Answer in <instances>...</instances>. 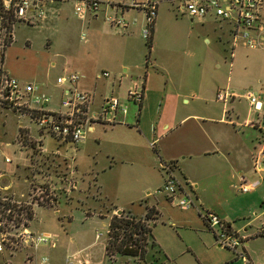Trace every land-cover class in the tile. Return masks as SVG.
Instances as JSON below:
<instances>
[{"label":"crops","instance_id":"obj_1","mask_svg":"<svg viewBox=\"0 0 264 264\" xmlns=\"http://www.w3.org/2000/svg\"><path fill=\"white\" fill-rule=\"evenodd\" d=\"M66 1L74 4L78 2V0H42L45 18L39 19L37 10H34L30 13L31 22L28 24L42 23L50 27L63 23L62 25L69 27L71 24H69L70 19L66 12L69 2ZM137 1L144 2L145 0ZM152 1L157 2L158 7L152 34L153 47L149 59L147 58L149 52L148 54L146 52L147 41L143 40L142 36V31L146 26L145 15L142 9L132 6V0H110L102 13L106 19L107 16H118L131 22L127 29L112 26L109 22L101 23L99 12L88 13L83 18H78L81 27L86 26L88 31V33H82L86 36L84 40L82 35L80 37L85 44L82 48L84 52H81L82 56L76 57V60L67 62H79L78 70L74 71L80 72L82 75L77 87L81 91L94 94L89 106L90 113H97L92 110L95 92L100 96V99L103 98L100 110L105 101L111 97L118 98L120 104L127 109L126 113L121 111L117 113L116 122L113 124L93 123L88 134L94 132L98 125L108 127V135L111 137L108 144V157L114 160L111 161V168L114 167V163L115 165L120 163L115 161L120 160L121 157L128 158V161L122 159V162H129L132 171L140 173L144 178V192L150 189L151 185L160 186L158 188L160 189L167 177L162 166L173 164L175 171L180 174L179 178L184 184V189L192 196L196 204L194 210H187L181 222L183 226L190 227V230L199 231L207 244L208 250L205 254L197 253L191 245H186L188 252L194 255L200 264H245L238 258L236 252L221 247L217 243L214 232L210 230L207 221L203 218V213L206 211L216 213L228 223L231 230L239 231L247 238L244 251L251 264H264V236L259 235V227L264 225V221L258 222L264 216V199L260 196V190H257L264 183V79L258 77L254 81L242 72H246L249 65L252 68L255 67L256 70L264 69V6L260 10V19L253 31V35L260 40V46L255 50H247L244 45H241L236 50L233 61V67H236V80L233 85V79L231 83H227V86L232 88L231 93L236 94V97L230 99L231 106H229L219 102L215 97L205 98L208 92V81L201 74V69L207 62H192L186 56L183 61L179 62L170 56L166 60L163 58L162 61L158 57L153 59V48L156 47V40L159 30H161L162 4L176 2L177 9L181 14L190 15L183 10L182 0ZM167 5L169 6V4ZM190 17L192 21L198 19L203 25L219 23L220 29L227 37L224 40L222 37L219 38L223 43L226 42L225 51L227 53L230 40V25L227 22L217 18L212 12L203 18ZM134 20L137 22L132 24ZM207 43L210 41L207 40ZM59 57L60 53L57 51L52 53L50 61L54 62L53 67L58 66ZM91 62H106L108 64V73L111 72L108 77V88L111 90V95L108 97H101L102 92L97 91V89L100 90L97 80L101 76L98 73L94 75V67ZM225 62L227 63V58ZM241 64L244 69L240 67ZM150 66L153 70H150ZM217 67L220 68L221 65L217 63ZM68 70V66L61 68V72L64 73ZM139 72H143L145 76L141 81L138 80V77L134 80V75ZM233 73L232 75H234ZM60 74L57 79L67 75V73ZM128 78L131 86L122 93L123 81ZM245 81L250 84L249 86L253 88L252 92L257 93L263 103L260 113L255 112L253 108L248 113L241 112L237 106V100H247L246 93H240L242 92L241 84L246 83ZM38 84L43 90H49L52 98L51 103L46 106V110L60 111L64 87L58 85L57 82L52 85L44 82ZM135 86L143 89L144 98L141 106L128 97V92ZM190 95L192 97H189ZM214 95L216 94L211 96ZM58 98L60 99L58 100ZM191 102H194L196 107L186 108L185 105H189ZM132 106L134 110L131 111ZM86 140L87 136L79 146H84ZM68 144L70 143H65V145ZM43 146L42 142H38L39 152L35 159L48 161L44 160L45 158L41 159L38 155L42 153ZM259 152H263V168L257 170L254 157ZM253 164L255 172H252ZM76 172L75 170L72 176L74 190L78 188ZM242 179L254 185L251 192L243 193L240 190ZM11 188V176L7 173L1 174L0 190L4 192ZM49 188L57 193L55 186H49ZM145 195L150 196L151 192L147 191ZM245 198H249L250 201L248 202ZM54 203V207L40 205L38 209L56 208L60 204L59 198L54 200ZM164 205L166 204L164 203ZM150 209L157 212L153 219L146 217ZM260 210H262L261 214H259ZM115 216L124 217L134 222H146L150 225L148 228L151 230L143 241L145 252L143 257L114 252L111 258L107 256L109 261L119 263V260L125 259L126 264H173L171 257H167V249L163 247V241L154 234V229L161 220V214L156 206L147 204L146 212L139 216L135 215L132 210L127 211L115 206L112 208L109 227L115 220ZM173 224L169 225L172 227ZM58 246L57 244L54 249L41 248V253L50 255L51 264H64L65 256L61 258L57 254H48V250L53 252L58 249ZM151 250L164 254L167 261L157 258L155 254L151 253ZM81 253L83 254V252ZM85 258L89 261L88 255H85ZM4 259L5 257H3Z\"/></svg>","mask_w":264,"mask_h":264},{"label":"rangeland","instance_id":"obj_2","mask_svg":"<svg viewBox=\"0 0 264 264\" xmlns=\"http://www.w3.org/2000/svg\"><path fill=\"white\" fill-rule=\"evenodd\" d=\"M96 1L100 2L99 21L106 24L108 21L102 13L110 0ZM66 2H69L66 7L71 24L69 27L62 25L63 23L50 27L42 23L31 25L12 18L13 22L9 28L1 30L0 20V75L2 70L4 75L21 84L37 86L41 92L45 91L44 93L51 97L49 90H43L37 83L44 82L49 85L55 83L62 66L69 67L67 74L78 70L79 62L67 61L76 60V57L84 52L82 48L85 44L80 37L82 33L88 31L86 26L81 27L79 17L75 14L76 6L81 0L75 4ZM176 4L167 2L161 6V30L156 47L153 48V59L158 57L162 61L163 58L166 60L170 56L178 62L186 57L192 62H207L201 69V74L208 81L205 98L217 99L219 93H230L232 88L228 87L227 83H231L232 79V85L235 83L236 67H232L233 73L228 60L225 62L227 44L219 38L222 37L224 40L227 37L220 29V24L215 22L203 25L198 19L192 21L190 16L180 13ZM10 33L12 41L6 42L7 34L9 36ZM207 40L210 43H207ZM54 51L60 53L57 67H53L54 62L50 61ZM146 52L147 54L149 52L147 47ZM217 63L221 65L220 68L217 67ZM242 64L240 67L244 69ZM91 65L94 67V75L108 72L106 62H91ZM149 68L153 70L151 66ZM245 71H242L245 76L251 77L254 81L258 77L264 79L262 75L264 69L256 70L249 65ZM66 73L61 72L60 75ZM109 73L111 75V72ZM144 76L143 72H139L133 78L136 80L138 77L141 81ZM247 79L249 81V78ZM97 83L100 88L97 91L102 92L101 97L111 95L108 78L101 76ZM130 84L129 78L123 81L121 92L124 93ZM241 85L240 93L253 90L247 82ZM95 93L92 110L100 113L103 98L100 99L97 92ZM219 102L224 104L222 101ZM227 104L231 106L230 99ZM237 106L241 112L248 113L252 110L246 99L237 100ZM185 107L193 108L196 105L191 102ZM110 140L108 127L98 125L94 132L87 133L85 145L77 146V150H74L75 146L72 144L65 145L48 133L41 134L30 117L21 116L14 111L0 110V175L7 173L12 180L11 190L4 192L0 190V195L4 199L0 205L2 229L10 235H15L24 228H29L35 233H48L58 240L59 245L53 252L48 250V254H57L61 258L83 252L84 256L88 255L91 264H126L125 259L119 260V263L109 261L106 255L112 208L117 206L127 211L132 210L139 216L146 212L147 204L154 205L161 214L159 224L154 226V234L163 241L167 257H171L173 264H200L197 258L188 252L186 245H191L197 253L205 254L208 250L207 244L199 231L183 226L181 220L187 210L171 204L164 193H157L160 186L151 185V188L144 192V178L140 173L132 171L129 162H122V159L128 161V158L121 157L115 161L120 163L116 165L114 163V167L111 168V161L114 160L108 157ZM38 142L44 144L42 153L38 154L39 157L48 161H39L38 157L35 159L39 152ZM7 158L11 162H6ZM252 169V172H255L254 164ZM72 170L77 171L75 176L78 188L67 191V183L63 182L62 178ZM175 174L180 177L178 171H175ZM49 186H55L57 193L51 191ZM257 190H260V196L264 199V183ZM41 191L44 192L40 194ZM147 191L151 192L150 196L145 195ZM58 198L60 204L56 208L38 209L40 205L54 207V200ZM245 199L250 201L249 198ZM261 213L262 210L259 211V214ZM259 220L258 222L264 221V216ZM170 223H174L172 227ZM262 227L264 225L259 227V231ZM97 235L101 237L99 240L96 239ZM27 251L19 247L11 258L7 253L0 255V264H23ZM151 253L162 261H167L164 254L155 250H151Z\"/></svg>","mask_w":264,"mask_h":264},{"label":"built area","instance_id":"obj_3","mask_svg":"<svg viewBox=\"0 0 264 264\" xmlns=\"http://www.w3.org/2000/svg\"><path fill=\"white\" fill-rule=\"evenodd\" d=\"M183 10L192 17L203 18L212 12L217 18L230 25L229 49L227 50V60L229 67H233L236 50L244 45L249 50H255L260 46V40L253 35V31L260 19V10L264 6V0H182ZM132 6L142 9L145 15L146 26L142 31L144 40L148 41L152 34V29L157 17V2L145 0L139 2L132 0ZM1 13L26 23L31 22L30 13L37 10V17L44 19L45 9L42 0H0ZM100 2L96 0H81L76 6L75 14L83 18L88 13L98 12ZM108 22L115 27L127 29L131 22L123 17L107 16ZM134 20L132 24H135ZM85 34L82 39H85ZM100 76L108 78L110 74L103 72ZM82 75L80 72H71L57 79V84L63 86V96L60 101V111H48L46 106L51 103L52 98L40 91L34 85H23L15 79L4 75L1 70L0 75V110L14 111L21 116H28L35 122L41 134L48 133L60 143H70L77 146L85 141L89 128L93 123L102 122L105 124L115 123L116 115L119 111L126 113L127 109L121 105L118 98L107 99L101 108L100 113L91 114L89 106L91 104V94L79 90L77 87ZM128 97L138 106H141L144 93L142 87L135 86L128 92ZM236 97L233 93H219L218 100L227 104L228 100ZM245 97L249 101L251 108L260 113L263 103L259 95L255 92H247ZM38 150V147H37ZM263 152H259L254 157L255 168H263ZM6 162H11L9 158ZM162 168L166 172V180L157 193H164L171 204H176L182 209H191L196 206L192 196L184 189V184L175 174L173 164H164ZM75 170L67 172L62 181L67 183V191L74 189L72 176ZM254 185L242 179L240 190L243 193L251 192ZM44 191H41L43 193ZM4 199L0 195V205ZM203 218L207 221L208 227L214 232L217 243L224 248L236 252L245 264H251L250 259L244 251L247 238L239 231H233L228 227L222 218L212 211L203 213ZM259 235L264 236V227L259 231ZM101 237L97 235V240ZM58 240L48 233H35L29 228L20 230L15 235H10L2 229L0 220V255L7 253L13 257L16 250H28L25 254L23 264H51L49 255L41 253L42 247L56 248ZM64 264H90L85 256L79 252L68 256Z\"/></svg>","mask_w":264,"mask_h":264},{"label":"trees","instance_id":"obj_4","mask_svg":"<svg viewBox=\"0 0 264 264\" xmlns=\"http://www.w3.org/2000/svg\"><path fill=\"white\" fill-rule=\"evenodd\" d=\"M0 20H1V30L8 29L13 22L10 16L1 13V7H0ZM153 29H152V34L154 31ZM11 33L9 34V36L7 34L6 42L12 41ZM152 34L150 39L146 43L149 50V54L147 56L148 59H149V55H151V51L153 47ZM156 213L157 212L154 209H150L146 216L147 219L155 218ZM109 228H110L108 235L109 238L106 245L107 256L111 258V255H113L114 252L122 255H130L137 257L144 256L145 252L143 248V241L151 230L150 228H148L146 222H142V221L134 222L132 220L125 219L124 217L115 216V220L112 221Z\"/></svg>","mask_w":264,"mask_h":264},{"label":"water","instance_id":"obj_5","mask_svg":"<svg viewBox=\"0 0 264 264\" xmlns=\"http://www.w3.org/2000/svg\"><path fill=\"white\" fill-rule=\"evenodd\" d=\"M119 214H122V212H119Z\"/></svg>","mask_w":264,"mask_h":264}]
</instances>
